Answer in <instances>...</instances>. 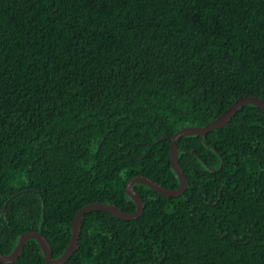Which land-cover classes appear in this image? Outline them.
<instances>
[{"label":"trees","instance_id":"16d2710c","mask_svg":"<svg viewBox=\"0 0 264 264\" xmlns=\"http://www.w3.org/2000/svg\"><path fill=\"white\" fill-rule=\"evenodd\" d=\"M264 101V0H0V253L57 258L90 202L170 189V136ZM186 188L81 218L62 264H264V111L176 141ZM0 264H49L34 239Z\"/></svg>","mask_w":264,"mask_h":264},{"label":"water","instance_id":"95a60500","mask_svg":"<svg viewBox=\"0 0 264 264\" xmlns=\"http://www.w3.org/2000/svg\"><path fill=\"white\" fill-rule=\"evenodd\" d=\"M245 104L256 106L264 111V101L262 99H259L254 96H243L236 99L232 104H230L226 109H224L216 118L206 123L205 125L199 127L196 126L184 127L177 130L170 136L169 149H168L169 164L171 169L178 178V185L175 189L165 188L144 176H133L129 178L125 184V193L135 204V208L133 211L123 212L120 209L116 208L114 205L103 202L94 201L87 203L83 205L81 208H79L74 214L71 221V231L67 245L65 246L64 250L57 258L52 257L50 247L47 241L45 240V238L40 233L35 231H26L19 235L16 245L14 246V248L11 250L10 253L8 254L0 253V262L8 263L14 261L17 258L23 246V243L27 239H34L37 242L40 251L43 255V259L45 261H47L49 264H62L76 248L77 239L79 235L80 221L86 211L89 210L105 211L119 219H133V218H137L141 214L143 208V202L141 198L132 189V185L134 183L144 184L147 187H149L151 190L164 196L171 197V196L179 195L186 188V180L177 162V148H176L177 139L181 136H190V135H197L199 137H202L207 131L214 128L222 127L231 118V116H233V114L237 111V109Z\"/></svg>","mask_w":264,"mask_h":264}]
</instances>
